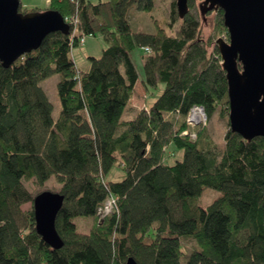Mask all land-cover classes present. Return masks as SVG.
Listing matches in <instances>:
<instances>
[{"label": "trees", "instance_id": "16d2710c", "mask_svg": "<svg viewBox=\"0 0 264 264\" xmlns=\"http://www.w3.org/2000/svg\"><path fill=\"white\" fill-rule=\"evenodd\" d=\"M198 1L189 0L179 18L169 0V30L149 34L134 32L127 14L134 5L151 12L154 0H49L46 9L77 18L75 35L70 24L68 34L47 35L9 67L0 63V264H264V137L246 141L228 128L218 145L205 125L186 121L193 106L208 118L217 109L228 118L229 109L214 45L228 39L222 11L204 40L211 12L202 15ZM96 35L104 48L79 70L72 50ZM54 74L57 119L40 85ZM138 81L145 100L163 87L134 110ZM113 168L119 180L107 179ZM52 177L57 190L45 186ZM205 189L219 195L202 207ZM45 190L64 197L58 249L35 230L32 200ZM108 200L111 210L98 214ZM77 219L92 221L88 233L78 231Z\"/></svg>", "mask_w": 264, "mask_h": 264}, {"label": "water", "instance_id": "95a60500", "mask_svg": "<svg viewBox=\"0 0 264 264\" xmlns=\"http://www.w3.org/2000/svg\"><path fill=\"white\" fill-rule=\"evenodd\" d=\"M189 0H175L183 18ZM200 12L220 9L228 39L216 45L227 83L228 122L233 133L244 140L264 137V0H202ZM68 34L69 25L55 10L20 12L19 0H0V63L9 67L20 56L36 50L53 33ZM63 195L42 191L32 200L35 230L51 248L62 241L55 219ZM126 264H136L131 258Z\"/></svg>", "mask_w": 264, "mask_h": 264}, {"label": "rangeland", "instance_id": "374dc122", "mask_svg": "<svg viewBox=\"0 0 264 264\" xmlns=\"http://www.w3.org/2000/svg\"><path fill=\"white\" fill-rule=\"evenodd\" d=\"M20 1V8H23V10L31 11L34 9L39 10H47L46 8L49 6L48 0H19ZM201 1L197 2V6H200ZM200 9V8H199ZM169 10H170V3L169 0H154V7L151 12H141L137 10L136 6H132L128 10V20L130 22L131 28L134 32H145L152 34L156 30V26H159L161 28H164L166 30H169ZM211 14H206L204 18V23L202 26V37L204 40H206L209 35L212 32L211 23L214 19V16L216 15L215 10L210 11ZM208 11V13H210ZM85 41L83 44L78 45L77 47H74L72 50V57L74 59L75 65L79 70H86L88 68L89 62L88 57H98L101 53V50L104 48V43L102 41V38L98 35L96 36H84ZM222 38L224 40H227V38L223 35L219 36L217 39ZM215 40V41H216ZM216 45V43L214 44ZM217 46V45H216ZM211 50V49H210ZM141 51L135 50L131 52L130 56L132 61L134 62L136 69L138 71L139 76H142V68H141V58H140ZM59 80V75L54 74L47 79L40 82L41 87L45 90V93L47 94V97L52 104L53 110H52V118L57 119L60 105L59 100L57 96V82ZM141 84L137 85L135 96L133 97L130 108L131 109H142L144 104L149 105L157 96L160 94L162 90V85L160 84L158 88L152 93L153 95H150L148 93L147 99L145 100V89L142 87ZM220 109H217L213 112L212 116L210 118H206L205 126L208 128L209 133L211 135V138L214 142H216L218 145H220L223 141V136L225 132L228 130V118L225 116H222L219 114ZM134 114V113H133ZM132 114V115H133ZM130 113H127L125 115V118L128 116L130 117ZM131 115V116H132ZM228 115V114H227ZM181 156L178 154L176 156L177 159H179ZM122 175V172L118 170L117 168H113L110 173L107 175V179L109 180H119ZM23 184L26 189H28L31 193L35 194L36 187L33 185L32 182L29 181H23ZM46 188H50L51 190H57L59 188V184L55 182L54 177H52L50 180H48L45 184ZM219 194L216 191H213L211 189H205L202 193V195L198 198L197 202L202 207L208 205L214 197H217ZM29 205L25 204L23 205V209H26ZM78 220V219H77ZM78 228H80L82 231L88 232L91 226L92 221L91 220H82L77 221ZM183 243L185 244L186 249H191L193 246V241L190 240H184Z\"/></svg>", "mask_w": 264, "mask_h": 264}, {"label": "built area", "instance_id": "2783aa9c", "mask_svg": "<svg viewBox=\"0 0 264 264\" xmlns=\"http://www.w3.org/2000/svg\"><path fill=\"white\" fill-rule=\"evenodd\" d=\"M65 20L73 26L72 36L75 35V33H74V32H76L75 26L78 23L77 18L75 16H72L69 18H65ZM186 121L191 126L201 125V124L204 125L206 122V115H205L203 108L200 106H193L191 108L190 112L188 113ZM186 133L187 132H184L183 134H186ZM190 137L194 138V134H191ZM113 202H114V200H108L106 202V204L103 206V208L98 209V211H97L98 214L102 215L103 213L109 212L112 208Z\"/></svg>", "mask_w": 264, "mask_h": 264}, {"label": "crops", "instance_id": "0c3cea01", "mask_svg": "<svg viewBox=\"0 0 264 264\" xmlns=\"http://www.w3.org/2000/svg\"><path fill=\"white\" fill-rule=\"evenodd\" d=\"M140 62H141V61H140ZM138 84H140L139 81L136 83V85H135V87H134V88H135V89H134V92L136 91V88H137V85H138ZM140 86H141V85H140ZM134 96H135V93H134ZM138 109H140V108H138ZM130 113L133 114V113H134V110H133L132 112H130ZM85 221H86V220H85ZM78 231H79L80 233H88V232H89V231H88V232L82 231L80 228H78Z\"/></svg>", "mask_w": 264, "mask_h": 264}, {"label": "clouds", "instance_id": "9594fccd", "mask_svg": "<svg viewBox=\"0 0 264 264\" xmlns=\"http://www.w3.org/2000/svg\"><path fill=\"white\" fill-rule=\"evenodd\" d=\"M48 1H49V0H48ZM64 20H65V18H64ZM65 22L68 23L66 20H65ZM68 25H70V24L68 23ZM205 115H206V114H205ZM206 118H207V117H206Z\"/></svg>", "mask_w": 264, "mask_h": 264}, {"label": "bare ground", "instance_id": "6f19581e", "mask_svg": "<svg viewBox=\"0 0 264 264\" xmlns=\"http://www.w3.org/2000/svg\"><path fill=\"white\" fill-rule=\"evenodd\" d=\"M193 117V116H192Z\"/></svg>", "mask_w": 264, "mask_h": 264}]
</instances>
